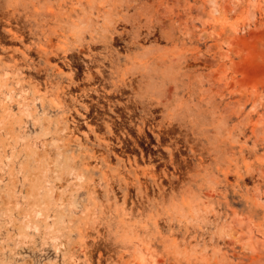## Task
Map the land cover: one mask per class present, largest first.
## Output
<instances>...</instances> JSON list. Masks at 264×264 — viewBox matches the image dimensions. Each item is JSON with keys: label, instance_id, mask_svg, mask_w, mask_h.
I'll return each mask as SVG.
<instances>
[{"label": "clouds", "instance_id": "1", "mask_svg": "<svg viewBox=\"0 0 264 264\" xmlns=\"http://www.w3.org/2000/svg\"><path fill=\"white\" fill-rule=\"evenodd\" d=\"M0 264H264V0H0Z\"/></svg>", "mask_w": 264, "mask_h": 264}]
</instances>
